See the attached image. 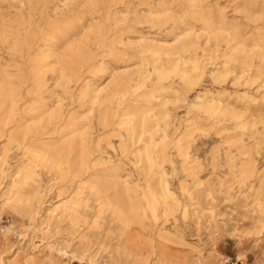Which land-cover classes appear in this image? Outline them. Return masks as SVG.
Here are the masks:
<instances>
[{
    "label": "rangeland",
    "instance_id": "obj_1",
    "mask_svg": "<svg viewBox=\"0 0 264 264\" xmlns=\"http://www.w3.org/2000/svg\"><path fill=\"white\" fill-rule=\"evenodd\" d=\"M18 1L0 3L5 20V26L2 23L0 26L7 38L15 33V28L9 26L19 18L12 7L13 2ZM90 1L63 0L65 5L61 4L62 8L69 9L80 5L81 13L75 16L74 22L86 24L90 18ZM102 1L95 23L106 22L114 27L117 19L119 22L127 18V24L136 30L129 34L131 38L143 33L173 43L175 33L186 31L200 39L198 46L174 54H134L133 49L127 48V54L119 62L107 55L109 69L103 72L93 68L82 82L107 86L113 75L135 70L134 80L103 110L115 122L114 126L104 128L99 121L101 115L94 114L90 121L85 117L86 112L74 127H78L80 133L87 131L101 139L106 157L111 161L103 167H115L109 180L116 182L121 176L131 174L132 181L142 183L146 173L152 174L155 181L161 176L171 184L177 201L171 203L173 211L165 223L161 219L158 226L149 228L146 221L138 218L137 208L144 202L143 195L140 192L121 194L117 186L116 190L101 194L109 208L107 215L116 217L121 210L132 219L134 227L146 233L152 230L155 234L167 235L173 248L193 249L191 260L201 264H264V239L256 235L259 214L255 211L258 201L264 203V0ZM165 8L176 15V23L173 27L152 28L145 15L149 10L156 15ZM208 37L211 40L207 41ZM0 47L6 51L9 44L1 41ZM170 59L172 63H168ZM196 62L198 70L194 68ZM24 88L25 91L30 88L29 84ZM80 89L81 86L74 87V93ZM63 102L68 104L67 110L78 109V104L70 105L69 99ZM206 103H209L208 108L200 106ZM135 104L145 111L135 113ZM85 110L87 107L80 112ZM143 115L147 117L144 128L138 125ZM134 125L136 135L143 134L144 139L154 133L161 141L167 132L169 138L156 149L165 145L173 154L174 162L152 164L126 157L121 142L127 138L130 145L127 151L142 150V154L153 151V145L145 148L143 142L133 144L129 139L130 127ZM6 144L4 136L0 139V148ZM60 150L67 155L66 148ZM73 155L74 152L56 163L32 156L36 173L32 178L41 184L45 194L43 209L34 222L23 212L2 208L0 203V264H29L30 257L34 258V264L59 261L80 264L68 258L58 260L56 254L50 252V244L58 241L57 232L46 231L41 226L47 209L63 197L73 195L75 183H85L91 191L93 178L83 175L73 179L76 166ZM20 158L21 153L16 154L10 164H18ZM184 179L189 183L193 179L210 182L214 190L195 191L191 195L180 192L179 182ZM156 197L160 201L165 199L160 193ZM108 225L115 228L118 223L112 221ZM97 250L95 246L90 253L94 255Z\"/></svg>",
    "mask_w": 264,
    "mask_h": 264
},
{
    "label": "bare ground",
    "instance_id": "obj_2",
    "mask_svg": "<svg viewBox=\"0 0 264 264\" xmlns=\"http://www.w3.org/2000/svg\"><path fill=\"white\" fill-rule=\"evenodd\" d=\"M61 2L63 0L13 2L12 7L19 18L9 27H14L15 33H10V38H7L0 26V42L9 44L6 51L0 47V139L4 136L7 139V144L0 148L1 207L23 212L30 222H34L43 209L45 194L41 184L32 178L36 175L32 156L56 163L74 152L76 166L73 179L87 175L93 180L91 191L87 190V184L75 183L73 195L63 197L54 207L51 205L41 221L46 231L54 229L57 232L58 241L50 244V252L55 253L58 260L68 258L80 264H201L191 260L193 249L185 246L173 248L167 235L155 234L152 230L146 233L134 227L132 219L121 210L116 217L107 215L109 208L104 201L105 196L101 195L103 192L117 186L121 194L140 192L144 202L137 208L138 218L146 221L149 228H154L161 219L165 223L172 213L171 203L177 202L174 189L167 179L160 176L155 181L150 173L144 175L142 183L140 180L132 181L131 174L121 176L116 182L109 180L115 173V167H103L111 161L106 157L107 151L102 147L101 139L87 131L80 133L79 128L74 127L86 112L85 117L90 121L94 114L101 115L99 121L104 128L115 124L103 110L113 103L123 87L134 80L135 70L126 71L121 76L113 75L107 86L91 81L82 84L91 69L99 68L103 72L109 69L105 60L107 55L113 56L114 62H119L127 54V48L133 49L134 54H174L198 46L199 37L184 31L175 33L173 43L143 33L138 38H131L129 34L136 30L127 24V18L119 19V22L117 19L114 27L113 24L106 25V22L102 25L95 23V14L99 13L102 0L90 1V18L86 24L74 22L75 16L81 13L80 5L76 9L62 8ZM107 19H110L109 15ZM145 19L152 28L173 27L172 24L176 23V15L169 8L156 15L149 10ZM4 22L0 6V24L5 26ZM209 40L211 38L208 37ZM168 63H172V59ZM194 68L199 69L197 62ZM27 83L30 88L25 91ZM78 86L81 89L74 93V87ZM65 99H69L70 105L78 104V109L67 110ZM200 106L208 108L209 103ZM83 107L87 110L80 112ZM133 109L135 113L145 111L138 108V104ZM146 118L143 115L138 125L144 128ZM130 129L128 137L133 144L143 142L145 148L154 147L153 151L145 154L142 150L127 151L130 146L127 138L121 142L124 147L122 153H126V157L136 161L147 160L152 164L174 162L173 154L165 145L156 149L160 142L164 143L169 138L167 132L158 141L154 133L145 139L143 134L136 135V125ZM67 134L71 135L66 137ZM61 148H66L67 155ZM18 153H21L20 162L10 164L11 158ZM178 188L190 195L195 191L214 190L210 182L202 183L196 179L192 183L184 179ZM159 193L164 195L163 201L156 197ZM255 211L259 214L256 235L264 239V203L258 201ZM112 221L118 223L115 228H109ZM95 246L98 250L92 255L90 252ZM49 256L47 254V258ZM34 261L30 257L29 264H34ZM57 264L62 263L59 261Z\"/></svg>",
    "mask_w": 264,
    "mask_h": 264
}]
</instances>
